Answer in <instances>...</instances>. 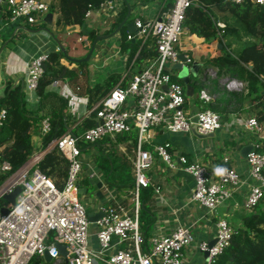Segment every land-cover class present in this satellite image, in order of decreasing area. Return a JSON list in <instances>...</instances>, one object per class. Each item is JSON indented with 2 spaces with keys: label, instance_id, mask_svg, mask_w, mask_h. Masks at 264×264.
Segmentation results:
<instances>
[{
  "label": "built area",
  "instance_id": "built-area-1",
  "mask_svg": "<svg viewBox=\"0 0 264 264\" xmlns=\"http://www.w3.org/2000/svg\"><path fill=\"white\" fill-rule=\"evenodd\" d=\"M2 1V0H1ZM12 21L36 23L49 11L47 0H3ZM161 5L165 0H159ZM171 4L160 15L152 17L135 16L134 31L127 32L128 39L152 40L157 54L146 57L141 67L131 75L124 85L116 84L104 93L94 104L95 123L81 133L66 130L53 143L59 148L68 162L67 176L62 188H58L50 176L40 171L36 164L44 150H35L17 169L12 170L8 160L0 161V173L5 178L0 182V264H29L33 256H43L47 250L50 258H61L65 264H183L185 247L193 240L190 227L177 224L170 232H153L146 239L139 228L140 208L139 191L149 185L148 169L158 156L169 166H174L167 140L145 146L149 140V130L162 126L169 131H190L192 116L185 107V86L167 69L168 63L179 60V54L191 63L193 58L188 52H180L179 44L185 32L183 19L186 8L192 0H170ZM241 1V0H235ZM264 4V0H251ZM108 0H101L100 6ZM99 6V7H100ZM92 9L85 12L90 16ZM224 27L223 22H217ZM78 40H86L78 36ZM47 53L30 58L24 77V85L35 90L43 72L42 62ZM245 86L246 82L236 78H226L224 85ZM200 97L208 100L210 95L201 89ZM91 108L87 112L90 113ZM197 130L202 133L214 131L222 126L220 114L210 108L196 113ZM7 110L0 107V125L6 118ZM86 115V116H87ZM242 126L259 135L260 124L255 115L239 118ZM48 117L41 121V132L49 129ZM136 130V143L133 149V184L131 194L133 205L128 209L116 200V190L111 185L101 186L107 192V202L100 206L103 214L96 219L95 231L91 230L87 205L81 200L79 174L84 162L80 141L87 144L97 143L105 136L110 138ZM263 138L262 135H259ZM260 138L252 144L247 153L250 165L251 184L243 205L252 209L264 197V142ZM93 159V158H92ZM183 168L193 177L191 199L207 210L227 200L241 181L239 172L229 164L224 156L217 174L198 159H187L180 155ZM89 177L97 176L91 169ZM17 186L21 190L15 195L14 202L4 196ZM158 192L159 188L156 187ZM4 200V202H2ZM6 206V212L1 207ZM213 242L200 240L197 244L205 253L201 264H216L219 254L228 245L232 227L227 219L216 220ZM96 237V244L92 235ZM56 243L64 245L62 255ZM143 244L146 247H143Z\"/></svg>",
  "mask_w": 264,
  "mask_h": 264
},
{
  "label": "crops",
  "instance_id": "crops-1",
  "mask_svg": "<svg viewBox=\"0 0 264 264\" xmlns=\"http://www.w3.org/2000/svg\"><path fill=\"white\" fill-rule=\"evenodd\" d=\"M47 1L50 9L36 23L12 21L9 18L6 3L0 1V98L5 94L8 86L20 85L24 94V107L27 112L38 115L49 114L64 102L67 130L75 132L77 124L90 109L87 105L88 89L115 72L119 73L120 77L114 85L118 83L124 85L131 75L141 67V64L139 67H135L132 65L133 61L130 64L127 63V53L121 49L120 41L122 31L128 32V28L122 24L115 34L97 40L87 60L75 62L62 57L61 62L73 69L74 76L56 79L49 83L45 87L48 94L41 100L36 90H29L25 87L24 77L30 58L59 49V40L48 29L49 26L54 29L56 27V19L59 16V0ZM167 1L169 0H165L164 4ZM164 4L161 5L159 0H108L106 4L92 10L90 16L87 17L85 29L96 28L97 33H106L109 32L107 30L112 21L118 19L119 24L124 19H126L125 22L133 21L135 16L160 15ZM218 22L223 21L219 20ZM63 28L68 32L71 30L68 25L56 29L59 31ZM79 28V25H74L73 30ZM248 37L247 34L230 35L228 40L230 50L238 52ZM199 40L198 36L184 32L179 44L180 52H188L193 58L192 62H198L200 66V80L198 82L191 81V90L188 92L185 89L184 107L189 114H195L201 107L213 109L220 114L222 126L212 131L211 136L201 138L191 130L172 132L162 126H156L149 130V140L145 143L146 147L152 148L155 143L164 140L170 142L174 166H169L158 156H155L154 162L147 172L149 185L152 187L151 201L148 202V205L154 219L149 232L150 234L153 232L167 233L177 224L190 227L193 232V240L184 249L183 264L202 263L205 253L199 250L197 244L203 239L209 242L214 241L217 219L221 217L227 219L229 225L234 229L242 223V216L248 211L257 208L264 209V197L252 209H246L243 205L251 179L249 178L250 165L246 157L247 153H242L245 146L254 144L260 138L259 135L263 136L260 140L264 139V124H260L259 135L240 124L239 118L255 115L253 102L247 98V84L243 87L236 84L232 88L226 87L224 85L226 78L242 79L238 76L231 77L228 73L217 71L215 66L207 65L205 59L219 52L213 50L216 41L204 43ZM79 41L82 42V48L72 49L70 55L80 58L88 52L89 48L86 49L85 45H88L89 42L87 39ZM219 44H216L218 48L221 47ZM251 66L252 63L249 62L248 67ZM166 67L172 74H177L178 70L172 67V63H168ZM201 89L210 95L208 100L200 97ZM130 132L120 133L110 138L109 141L112 142L114 150L125 156L132 164L136 138L134 140L128 136ZM40 135L41 130L33 129L34 151L38 150ZM107 148L108 144L105 146V149ZM180 155L186 156L189 160L198 159L204 162L214 174H217L223 157L228 156L229 164L239 172L241 181L227 200L219 204L215 210H207L191 199L194 181L192 175L180 163ZM82 156L85 165L81 178L90 179V183L95 186L93 198L84 201L89 214H93L107 202V192L104 186L111 184L108 183L103 169L96 163V154H83ZM93 168L97 170V176L90 178L88 174ZM98 181L105 183L100 188L101 197L96 195L98 188L96 182ZM79 187L85 186L80 185ZM113 187L117 191L116 200L130 209L133 205L131 187ZM156 187L159 188L158 192L155 191ZM88 190L87 188L86 192ZM91 230L94 232L95 226L92 225ZM92 239L96 244L94 234ZM39 257L36 256L32 262L40 264Z\"/></svg>",
  "mask_w": 264,
  "mask_h": 264
},
{
  "label": "trees",
  "instance_id": "trees-1",
  "mask_svg": "<svg viewBox=\"0 0 264 264\" xmlns=\"http://www.w3.org/2000/svg\"><path fill=\"white\" fill-rule=\"evenodd\" d=\"M100 2L101 0L58 1L59 16L56 19V27L54 29L49 26L48 29L65 46L68 54L72 49L79 48L77 42L81 41L78 40V36L85 37L90 44L97 34L96 28H90L88 32H84L81 25L87 23V17L84 15L86 10L99 8ZM170 4V0L165 2L162 11ZM219 20L225 23L224 27L217 25ZM117 24L118 19L112 21L107 31H112ZM67 25L71 28L69 32L64 28L59 31L56 29ZM74 25H79L80 28L73 30ZM183 25L185 32L198 36L200 42L216 41L217 45L221 44L220 48L214 44L213 50L219 52L208 56L205 59L206 64L215 66L217 71L228 73L231 77L238 76L246 82L247 98L253 102V110L259 124H264V4L251 0L238 2L192 0L186 8ZM232 34L249 36L238 52L230 50L228 40ZM120 46L127 53V63L130 64L133 61L132 65L135 67H139L144 58L157 54L154 41H142L140 38L128 39L125 31H122ZM62 57L64 55L60 49L52 50L47 53L46 59L42 62L43 72L35 89L41 100L48 94L45 87L49 83L56 79L74 76L73 69L61 62ZM249 62L252 63L251 67H248ZM119 77V73H111L102 82L88 89L87 105L91 111L77 124L78 131L75 133H81L95 123L96 109L92 108L93 104L113 87ZM174 77L177 78L176 75ZM178 81L183 83L180 79ZM64 105L63 102L49 114H31L24 107L21 86H8L5 94L0 98V107L4 106L7 110L6 118L0 125V161L8 160L12 170L21 166L34 151L32 131L41 129V121L46 116L50 126L48 130L41 132L38 145V150L45 149V152L36 166L50 176L58 188H62L67 176L68 162L53 141L68 128ZM204 108L201 107V109ZM128 132H130L128 136L135 140L136 130L131 129ZM102 139L98 142L99 144H102ZM106 142L108 148L100 149L96 163L103 169L109 184L117 187H131L134 180L131 162L114 150L112 142L109 140ZM261 142H264V139ZM79 145L81 149H85L87 143L80 141ZM5 176V173H0V182ZM78 185L88 189L95 187L94 184H89L85 177L78 181ZM151 190L152 187L147 185L141 187L139 191V228L145 239L150 235L149 231L154 222L148 205L151 201ZM143 247L145 248L146 245L143 244ZM33 260L34 256L29 264ZM216 264H264V209L250 210L242 216V223L233 229L230 241L219 254Z\"/></svg>",
  "mask_w": 264,
  "mask_h": 264
},
{
  "label": "water",
  "instance_id": "water-1",
  "mask_svg": "<svg viewBox=\"0 0 264 264\" xmlns=\"http://www.w3.org/2000/svg\"><path fill=\"white\" fill-rule=\"evenodd\" d=\"M1 1V0H0ZM3 1V0H2ZM1 8V6H0ZM126 19L122 20L112 31L110 32H107V33H97L95 35V37L93 38L92 42H91V45L88 49V52L86 53L85 56L83 57H74V56H71L70 54L67 53L66 51V48L65 46H63V44L61 42L58 41V47L59 49L62 51L64 57H66L68 60H71V61H75V62H78V61H85L89 58L93 48H94V45L95 43L97 42V40L99 39H103V38H107L113 34H115L121 27L122 24H125V26L128 28V31H134L135 30V26H134V23L133 21H128V22H125ZM82 29L84 30V32H88L87 29H85V23L82 24ZM220 45V44H219ZM172 67L177 69V78L180 79L184 85H185V89H186V92H188L189 90H191V86H190V82L191 81H195V82H198L200 80V74H199V70H200V66H199V63L198 62H191V63H188L185 61V56L180 53L179 54V60L175 63L172 64ZM196 120H197V115L194 114L192 116V121L193 123L191 124V128L190 130L198 137H208V136H211L213 134V132H206V133H202V132H199L197 130V126H196ZM252 148V144H248L247 146H245L242 150V153H248ZM45 152V151H44ZM43 152V153H44ZM96 186L98 187L97 190H96V195L101 197L102 196V191H101V181H98L96 182ZM79 192L82 193V192H86L87 191V187H79ZM21 190V187L20 186H17L12 192L6 194L4 196V198L10 202H14V198H15V195ZM7 207L6 206H2L1 207V211L4 213L7 211ZM103 214V211L102 210H98L97 212H94L93 214H90L89 215V219L92 223L93 226H96V219L99 218L101 215ZM213 242V241H212ZM56 246L57 248L59 249V251L61 252L62 255L65 254V248H64V245L61 244V243H56ZM44 258L46 261H49L51 258L49 256V253L48 251L46 250L43 254ZM39 257V256H37ZM62 259L59 258L57 259L55 262L56 264L61 261ZM32 264H39L38 262H32Z\"/></svg>",
  "mask_w": 264,
  "mask_h": 264
},
{
  "label": "rangeland",
  "instance_id": "rangeland-1",
  "mask_svg": "<svg viewBox=\"0 0 264 264\" xmlns=\"http://www.w3.org/2000/svg\"><path fill=\"white\" fill-rule=\"evenodd\" d=\"M77 42V41H76ZM77 44L79 45V48H82V42H77ZM90 46V45H89ZM88 46V48H89ZM85 47L87 48V45H85ZM87 48V49H88ZM71 52V51H70ZM174 75V74H173ZM175 76V75H174ZM76 131H78V129L76 128ZM110 139L109 136H105L102 140V144H99L98 142H100V140L97 142V143H91V144H87V146L85 147V149H82V152H84L83 154H96L97 156L99 155L100 153V149H105V146H106V141H108ZM94 151V152H93ZM87 157V156H86ZM82 159H83V162H84V165H85V161H84V158L82 156ZM83 165V167H84ZM82 171H83V168H82ZM82 171L80 172L79 174V180L82 179ZM87 179V178H86ZM78 180V181H79ZM88 180V179H87ZM90 179L88 180L89 184H90ZM80 198L81 200L84 202L86 201L87 199L89 198H93V188L90 187V189L88 190V192H86L85 194H81L80 193ZM36 257V255L34 256V258ZM39 262L40 264H56V260L55 259H50L49 261H46L44 256H40L39 258ZM64 263V260H61L59 261L57 264H63Z\"/></svg>",
  "mask_w": 264,
  "mask_h": 264
}]
</instances>
